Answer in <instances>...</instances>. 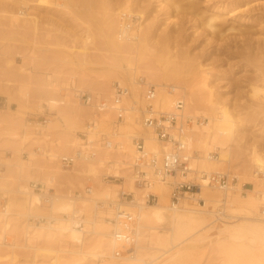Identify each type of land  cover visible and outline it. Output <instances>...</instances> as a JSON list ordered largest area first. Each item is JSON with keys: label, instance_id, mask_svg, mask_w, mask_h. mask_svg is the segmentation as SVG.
Instances as JSON below:
<instances>
[{"label": "rangeland", "instance_id": "obj_1", "mask_svg": "<svg viewBox=\"0 0 264 264\" xmlns=\"http://www.w3.org/2000/svg\"><path fill=\"white\" fill-rule=\"evenodd\" d=\"M19 1L0 0V160L4 164L1 170L5 173L0 174L6 177L0 184L4 189H0V204L3 202L5 204L9 199V197H3L4 195L8 194L13 197L12 192L16 191L20 185H27L29 189V187L34 188L33 183H38L39 187L42 183L45 189L52 188L55 195L63 193L72 197L76 191H82V196L91 197V200L78 199L77 213L81 214L83 219L97 220L105 224L100 227L106 226L110 233L112 225L106 217L113 215V209L109 207L108 201L117 199L118 191L121 189L131 191L127 183L128 179L124 176L127 173L132 175L128 162L135 153L127 155L128 158H123L121 151L126 147L127 140H132L133 135L144 133L143 127L140 120L142 128L126 129L127 124L134 123L132 118L125 120L114 137L115 141L122 144V149L112 148V151L114 150L112 152L111 149L99 147L98 153H101V150L114 153L115 156L109 159L113 160L114 157L116 159L120 156L126 161L120 163L117 170L110 166L109 161L106 162L107 159L103 160L104 162L94 161L96 175L92 172L78 173V167L82 161H77L72 167L64 168L59 157L75 151L85 143L83 140L87 138L86 136L93 141L99 139L102 134L111 135L113 132L114 112L107 110L98 114L93 106L91 108V105L82 102L78 93L88 91L97 99L109 100L111 94L108 95L109 99H106L98 93V80L106 83L111 92L113 83L116 81L129 85L133 92L132 82L139 76L153 84L157 83L151 78L147 69L140 68L134 72V69H127V63L124 60L111 56L108 44L105 43L101 32L100 19L104 17L103 8L96 3V0L95 2L90 0L87 3L84 0H28L24 9L38 18L39 28L36 33L31 28L10 23L6 9L9 6L20 7ZM105 1L110 6H118L121 2L130 3L133 6L131 12L140 15L139 20L137 19L134 23L133 30L137 33L138 23L145 19V22L155 30L151 39L152 43L159 40L164 30L182 29V38L185 42L182 48L190 54L193 63L200 62L204 66L208 76L207 81L210 86H213L215 96L230 106L236 115L245 117L246 120L249 119L251 124L237 128L234 140L231 142L232 166L230 168L228 165L227 167L226 165L224 167L214 166L212 170H209V172L219 171L227 174L228 185L240 186V189L233 190L221 187L219 190L223 194L220 196V201L215 202L214 210L217 211L224 201L226 214L230 216L235 212V216L238 215L234 217V220L264 224V181L260 180L263 175L252 160L254 148L264 156V92L259 91V94L256 93L253 97L249 91L253 82H258L256 85L260 88L263 86L260 77L256 76L261 68H264V52L262 53L264 50V0H184L180 9H172L166 3L167 0ZM168 10L171 13L169 15ZM214 12L225 18L227 25H233L238 29L230 31L227 40H216L212 37L209 40L206 39L207 31L204 29V22L206 17ZM242 30L249 31L240 34ZM245 36H249V39L246 40ZM183 56L180 59V65L171 66V68H177L182 82L186 78L187 83L190 82L191 85L193 83V88L199 90L200 84L193 80L195 66L193 63H187L188 61ZM125 70H127V75L123 72ZM169 83H174V80H169ZM21 85L28 87L27 96L20 93ZM180 91L182 94L175 93V97L187 95V98L183 96L185 103L187 102L185 113L204 119L201 124H206V115L209 112L207 107H199L198 113L188 110L189 90L180 88ZM131 101L138 105L144 104L142 99L137 101L133 96ZM172 105L173 102L167 107L156 106L169 111ZM137 114L140 117L138 119H141L140 111H137L135 115ZM44 119H47V123L42 122ZM92 120L95 121V127H88ZM193 131L196 133V129L193 128L190 135ZM84 132L87 133L86 136L83 135ZM194 136L199 137L195 134ZM191 142L190 140L191 152L195 151V157L191 161L192 168L207 171L203 158L211 151H217L216 158H218L219 148L214 142L206 146L202 143ZM33 151L37 153L32 160L30 155ZM49 152L59 154V156L52 157ZM22 162L24 165L20 167ZM111 169L115 173H120L124 180L104 179L103 174ZM199 175L197 172H190L187 178L179 175L169 177L167 179L169 198L172 189L170 182L185 179L201 182L197 178ZM204 185L196 192L203 190ZM87 186L93 188L92 193L85 192ZM8 189L9 192H6ZM104 189L111 191L109 197L104 196ZM208 189L215 190L216 186L208 185ZM35 190L40 192L39 189ZM147 191L148 189L140 191L141 197H144ZM151 192L158 194L153 188ZM226 193H228L227 196ZM238 193L242 195L244 204L237 202L235 196ZM158 196L160 200L161 196L159 194ZM135 199L139 202L143 198L140 200L135 196ZM200 200L199 202L203 203ZM96 201L98 205H103L104 202L103 207L96 206ZM250 201L254 203L251 204ZM205 203L204 200L203 204ZM43 204L46 205L42 207L43 210L41 207L32 209L33 213L42 216L39 217L40 219L49 214V205L45 202ZM148 204L157 203L151 201ZM11 207H16V205ZM55 212L61 216L57 208ZM9 221L11 228L7 234L8 241L15 238L18 243L25 245L28 238L25 236L26 223L29 218L25 215H13ZM141 223L143 230L139 240V250L142 251L147 261H153L154 264H175L177 254L172 258L169 256L176 250L179 251L185 242L190 241H197L196 245L198 243L199 245L192 247L193 249L190 247L183 249L188 258L183 264H264V237L250 241L251 234L243 233L236 240L228 237V234L207 238L206 234L218 224V220L204 223L201 229L177 245L162 239L163 234L167 232L164 228L170 225L167 219L160 223L158 221H141ZM54 225H58V222ZM85 225L91 230V223L86 222ZM58 232L61 231L57 228L48 230L46 227L36 226L31 232L36 238L31 237L30 241L37 243L38 246L48 247L50 250L0 245V264H57L54 249L62 248L67 244L66 236H62V233L59 236ZM89 232L84 233L90 235L83 245L69 243L66 247H70L72 251L94 250L111 253L110 248L104 249L107 240L110 239L109 233L98 235ZM149 240L152 241L153 246H158V248L146 247ZM0 241H3L2 233H0ZM58 252L61 256L58 264H97L98 262L88 254L81 255L60 250ZM152 253L159 258L150 257ZM73 260L76 262H72Z\"/></svg>", "mask_w": 264, "mask_h": 264}, {"label": "bare ground", "instance_id": "obj_2", "mask_svg": "<svg viewBox=\"0 0 264 264\" xmlns=\"http://www.w3.org/2000/svg\"><path fill=\"white\" fill-rule=\"evenodd\" d=\"M84 1L85 3L90 2V0H84ZM96 1H97L96 3L100 4V6L103 8L104 17L100 19L101 32H102L103 37L105 38V43L108 44V50L110 51L111 56L114 58L120 59V60H124L127 63V69L129 70L134 69L135 70L134 72L138 71V69L140 68H145L148 70L151 78H153L157 83V84L154 83L157 86V91H158V96H157V100L155 103V105L157 106L162 105L163 107H167L172 102H174V100L176 99L175 93L176 94L178 93L179 95L180 93L182 94L181 92L182 90L180 91V88L181 89L184 88V90H187V91L189 90L188 110L189 109L194 110L198 113V108L201 106H206L207 109L209 110L208 114L206 115L207 123L204 125L203 124L194 125L195 127L193 128L194 130L196 129V133H194V131L193 133H191L190 135V140L192 141L191 143L198 142L206 146L214 142V144H216L215 146L219 148L220 156L218 158L216 157L210 158L209 154H206L207 156L203 158V163H204V166H206L207 172H209V170H212L214 166L224 167L226 165L227 167L228 165V167L230 168V166H232L230 148H231V142H233L234 137H235V131L237 128L242 127V126L243 127L247 126L251 123L248 121L249 119L246 120L245 117L244 119L240 115H236V113H234L230 109V106H228L226 103H223L221 100H219L215 96V90L213 89V86H210L207 81L208 76H207V72L204 69V66L200 62L193 63L192 58L190 57V54L187 52L186 49L182 48V45L185 44L182 38V33H181L182 29L180 30L178 28L173 31L164 30L163 33L160 35L159 40L156 43H152L151 39L155 33V30H153L151 25L145 22V19H144L142 21L140 20V22L138 23V26H139L138 32L136 33L135 30H133L131 32V37L127 40H123V39H120L117 33L121 26L120 20L118 19L119 16L117 17V15H120L121 13L120 11L122 12L130 11L131 12V10H133L132 9L133 6L127 2L126 3L121 2L118 6L116 5L110 6L109 4H107L105 0H96ZM182 1L184 0H167L166 3L170 5L172 9H180L182 8ZM28 2H29L28 0H20L19 1L20 7L18 6L16 8L13 6H9L6 9L7 13L9 14L8 19L12 25L16 24L19 26L28 27V28L33 29L34 32L36 33V31L39 28V20L36 17V15L31 14L30 12H27V9H24V6H27ZM167 13L169 15L170 11L168 10ZM214 13L209 14L206 17L205 22H204V29L207 31L206 39L209 40L210 37H212L216 40H227L228 34L230 33V31L238 30V29L233 25H227V21L225 18L221 17L220 14L218 13H215V14ZM134 14L138 17V20H139L140 15H138L137 13H134ZM263 29H264V26H263ZM247 31L249 30H242L240 31V34H244ZM245 39L246 40L249 39V36H245ZM245 39H242V40H245ZM263 52L264 50L262 51V53ZM182 56L188 61L187 63H193V65L195 66L193 80H196L200 84L199 90H196L195 88H193L194 87L193 83L192 85L190 84V82L187 83L188 81L187 82L185 81L186 78H184V81L182 82L180 80L181 75L178 73L177 68L176 69L171 68V66L180 65L181 63L180 59L182 58ZM115 66L117 67V65ZM118 66L121 67L120 65ZM126 71L127 70L123 72H125V74L127 75ZM256 77H260L262 81L261 80L259 81L263 82V86H261L260 88V86L256 85L258 84V82L257 83L253 82L254 84H251L249 91L252 93L253 97H254V94L258 93L259 91L264 92V68H261L260 73ZM171 79L174 80V83L172 84L169 83V80ZM120 82L124 83L122 81ZM147 82L151 83L149 81ZM97 85H98V93L100 94L101 97H106L107 99L108 95L112 94L111 89L106 85V83L101 82V81L99 82L98 80ZM166 85L168 86L171 85L174 92L173 93L169 92ZM132 86H133L132 96L134 97V99H136L137 101H141L142 99V101L145 103L142 97V94H141L142 87L138 85L136 80L132 82ZM27 88H28L27 86L21 85L19 88L20 93L25 94V96H27L28 95V92L26 91ZM108 89H110V91H108ZM183 96H185V94L179 97L185 98L187 95L185 97ZM263 98H264V93H263ZM29 100L31 101V99ZM131 100H132V97H131ZM141 105L143 106L144 104H141ZM90 107L92 108V106ZM137 111L138 110L136 108L131 113V115L127 118V120H130L132 118V122L135 125L129 123L125 126L126 129L136 128V127L140 129L143 127V126L141 127L142 124L140 125V120L142 119H138L139 117L138 114L135 115ZM90 133L92 134L93 132L91 131ZM194 134L196 136L198 135L199 137L195 138ZM146 145L154 150L159 149V146L156 143L153 136H149L147 138ZM61 151H65V150L61 149ZM111 151L101 150V153H98L99 156L97 154L95 157L88 158L84 162L82 161L81 164L79 165L80 168L78 167V173L88 174V172H92L95 174L96 168L94 165V161L102 162L103 160L105 161L106 159H107L106 162L109 161L110 166L114 167L117 170L118 165L126 161L123 160L122 157L120 156H118V158L116 159L115 157L114 159L112 158L113 160L109 159L111 156L112 157L115 156L114 153H112L114 152V150L112 152ZM121 152H122V155H124L123 158L124 157L128 158L127 155H130V153H135V146L132 140L130 139L127 140L126 147H124V149ZM36 153H37L36 151L31 152L30 159L33 160L34 155H36ZM49 155L50 156L52 155V157L59 156V154H53L51 152H49ZM119 157L121 159H119ZM252 160L254 161V165H257L258 169H260V172L263 175V177L260 176L262 178L260 180L264 181V174H263L264 173V156H262L256 148L252 150ZM22 161H25V160H22ZM27 161L28 160H26V162ZM23 163L24 162H22L21 163L22 165L20 164L21 166L20 165L19 166L22 167L24 165ZM220 170L222 169L220 168ZM224 171H225V168H224ZM0 173H3V171L1 170ZM189 174L190 173L178 174V175L183 176L184 178H187ZM176 176L177 175H171L169 177H176ZM124 177L128 179L127 183L131 190L129 192L133 193L134 197L132 198V200H129V201H121L120 200L121 195L119 193L121 190H119L117 194V200H120L119 204L121 205L123 204L124 206L127 205L126 208L130 212L137 215L138 217V220L135 222L137 233H138L137 242L131 248L133 249V253H130V254L125 253L119 257H115L113 255V243H112V237H111L113 225L110 221V218L113 217L114 210H113L112 216L106 217V220L112 225V229L110 233L108 232V228H106V226L100 227V225H105V224H101L97 222V220L89 221L87 219H83L82 226L75 227L74 224L78 223L79 221H82L81 218L79 217V215L81 214L77 213V210H76L78 199H80L81 201H84L85 199L91 200V197H88V196L83 197L80 193L75 194L73 197L69 194L62 193L60 195H55L53 193L52 202L51 204H49V214L44 215L45 218L47 219V223H44L42 222V218L41 219L39 218L42 216L37 215L36 213H33L32 211L34 207H41V208L46 207V205H44L42 201V197L45 194L44 188L42 189L41 192H38V191L36 192L35 188L29 187V189H27L26 187L27 185L22 186L20 184H19L20 185L19 188L16 191L12 190L13 197H11V195L8 196V194L3 196L6 198L9 197V199H7V202L5 203L7 207L6 210L0 211V228H1V225L3 224V228H1L0 230V233L3 234V241H0V245L12 246L14 248L15 247H28V248L30 247V248H33L34 250L36 249L50 250V248L48 247L38 246L37 243L32 242V240L30 241L31 237L33 238L35 235L33 233L31 234V232L34 231L35 226L39 228L46 227L48 230L57 228L58 231H61V232H58V235L62 233L61 234L62 236L63 235L66 236L68 245L69 243H72V245H83L85 243V239L90 235V234L89 235L84 234L88 231H90L89 233H95L98 235L109 233L110 239L107 240L106 246L104 247V249L110 248L111 253H106L104 251L99 252V251H94V250H90V251L74 250L72 251L70 250V247L69 248L66 247L67 246L66 244V246L63 245V247L65 246L64 248L62 247L59 249H54L56 250L55 262L58 264V260L61 259V256L58 252L60 250L62 252H72L74 254H81V255L88 254L89 256H93V258L98 261L97 264H154L153 261H147L145 257L143 256L142 251L139 250L140 249L139 240H140V236L143 230L141 221H144V222L158 221L160 223V222H163L165 219H167L170 225L164 228L167 230V232L166 234H163L162 239L165 242H169V243L176 244V245L181 244L187 237L193 235L195 232L201 229L204 223H211L217 220H218V224H216L213 228H211L210 231L206 234L207 238H211L214 236L220 237L221 235L228 234V237H230L233 240H236L240 238V236L243 233L251 234L249 238L250 241H254L257 238L264 237V224H261V222L260 223H251V222L246 223L240 220H234V217L238 216V215L235 216V212L234 214L230 216L227 214L228 216L223 217V218L217 217L216 216L217 213H216V210H214L215 209L214 207H215V202L216 201L219 202L220 196L223 194L221 190H219L222 186L211 185V186H216V189L209 190L208 189L209 184H207V181H205L201 177V175L197 176V178L201 180V182L199 181L197 182L195 181V182L199 184L198 189H201V187L205 184L203 190L196 192L198 190L196 189L194 191L186 192L181 198V201L184 200L183 201L184 203L180 201V203L176 204L175 206L171 205V194L169 198V195H168L169 194L168 192L169 184L167 181H161V180H158V182L155 181L157 182L156 185H153L154 183H152V185H150L148 188H145V189H148V191L147 193H145L146 195H144V197H141L140 191L145 190V189L139 187L135 183V180L133 179L134 177L130 175L129 173H127L126 176ZM5 178H6L5 175L0 174V184L4 182ZM186 180L188 181L192 179H185L184 181ZM152 188L153 190H156L158 194L161 196L160 200L158 199L159 202L157 201L156 202L157 204L155 205L148 204V202L145 199L147 194L151 192ZM222 188L224 189L231 188L233 190V189H240V186L236 187L234 185L233 186L228 185L227 187H222ZM0 189H2L1 186H0ZM6 192H9V189L6 190ZM92 192H93V188H92L91 193ZM110 192L111 191L109 189L103 190V194L105 197H109ZM227 195L228 193H226V196ZM135 196L138 199L140 198L141 199L143 198V199L142 200L140 199L141 201L137 202L138 200L135 199ZM235 198L237 199L238 203H243V204L245 203L240 193H238L235 196ZM200 199H204L206 203L205 204L200 203L199 202ZM98 201H96V206L103 207L104 202H103V205H98ZM109 201H112V200H109ZM169 201H170V204L168 205ZM250 203L252 204L254 202L250 201ZM13 205H16V207H11ZM55 208H57V210L60 211L59 213L61 214V216H58L56 214ZM106 208L108 211V207ZM13 215H25L26 217L29 218V221L26 223L27 228H26L25 236H27L28 238H27V243H25V245L18 243L15 238L14 239L12 238V241H8L9 238L7 239V234L9 233L8 230L11 228L9 219ZM31 217L37 218L39 222L30 220ZM96 217H98V215ZM53 220H56L55 223L58 222V225L55 226L54 225L55 223L52 222ZM33 222L34 224H32ZM86 222L91 223V227H92L91 230L86 227L85 225ZM196 242L197 241L185 242L184 246L179 251L176 250L177 252L175 251V253L174 254L172 253V255H170L169 257L170 258H172L173 256L175 257V254H177V259L175 261V264H183L187 258L186 254H184L183 252L184 251L183 249L187 247L192 248V247L199 245V243L196 245ZM146 247L158 248V246H153V243L151 240L148 241V245H146ZM229 250L231 249L229 248ZM154 254L155 253L150 254V257H153V259H156L157 257L159 258V256H155ZM13 255H14V249H13ZM72 262H76V261L73 260Z\"/></svg>", "mask_w": 264, "mask_h": 264}, {"label": "built area", "instance_id": "obj_3", "mask_svg": "<svg viewBox=\"0 0 264 264\" xmlns=\"http://www.w3.org/2000/svg\"><path fill=\"white\" fill-rule=\"evenodd\" d=\"M138 17L132 13L123 11L119 15L120 29L118 35L120 39L127 40L131 37L134 22ZM138 85L142 87V97L145 101L144 105L132 102V90L129 85L116 81L112 86V94L109 100L97 99L92 93L88 91H80L78 97L84 104L93 106L99 113L107 110H112L115 114V119L112 123L113 132L111 135L102 134L101 137L92 142L88 138L87 133L84 132L87 138L84 139V144L78 147L75 151L69 154H64L59 157V161L64 168L72 167L77 161H85L88 158L95 157L98 154L99 147L112 149L122 147V144L114 140L118 134L119 126L127 120L131 113L137 108L141 115V124L144 133L132 136V142L135 146V154L128 162V168L134 177L135 183L145 189L148 188L155 181H167L171 175L188 174L190 172H197L201 177L207 181L209 185H220L222 187L228 186V175L219 171L207 172L205 170H197L192 168L191 161L195 157V151L191 152L190 146V132L194 124H201L204 119L200 117H193L185 113V102L183 98L177 97L173 102L172 109L169 111L157 108L155 103L158 96L157 86L153 83H148L147 80L139 76L136 78ZM169 92H174L172 86H167ZM47 123V119L42 121ZM95 126V121L89 122L88 127ZM149 136H153L159 146L158 150H154L146 145V140ZM217 151L209 152V157H217ZM4 168V164L0 160V170ZM120 172V171H119ZM104 179L124 180L120 173H115L113 169L103 174ZM171 189V205L175 206L180 203L182 196L188 191H194L199 188V184L195 181H172ZM35 189L41 192L44 188L45 194L42 201L48 205L52 202L53 191L52 188H47L41 183L32 184ZM90 186L85 188V192H91ZM82 195V191H76ZM75 193V194H76ZM121 201H129L134 197L133 193L121 189L119 192ZM4 199V198H3ZM146 201L157 202L158 194L149 192L145 197ZM117 200V199H116ZM109 201L108 205L114 210L113 217L110 221L113 225L112 229V243L113 255L119 257L123 254L133 253L131 249L137 242V228L135 222L138 220L137 215L130 212L126 206L119 204L120 200ZM200 201L204 200L201 199ZM6 205L0 204V211L6 210ZM217 217L223 218L228 216L225 211L224 201L219 205ZM82 221L74 224L75 227H80L83 224V218L79 215ZM39 222L37 218H30ZM79 219V218H78ZM56 220L52 222L55 223ZM42 222L47 223L46 218H42ZM132 250V251H131Z\"/></svg>", "mask_w": 264, "mask_h": 264}]
</instances>
